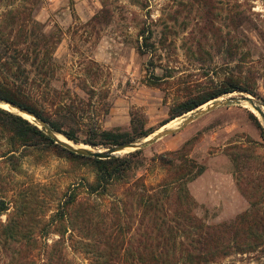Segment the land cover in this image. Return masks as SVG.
I'll return each mask as SVG.
<instances>
[{"label": "rangeland", "instance_id": "obj_1", "mask_svg": "<svg viewBox=\"0 0 264 264\" xmlns=\"http://www.w3.org/2000/svg\"><path fill=\"white\" fill-rule=\"evenodd\" d=\"M0 38L9 44L0 75L18 67L7 57L26 55L22 86L75 130L77 144L58 135L74 147L107 148L83 143L91 128L136 135L173 128L191 114L170 119L174 106L231 76L264 109V0H0ZM35 54L47 59L46 75L37 73ZM139 151L128 183L89 194L90 162L24 148L0 133V201L8 208L0 235L15 231L0 239V264H151V252L162 249L160 261L186 264L200 231L242 215L247 227L254 219L264 225V120L246 103L217 108ZM178 151L183 159L168 155ZM161 155L168 164L152 161ZM175 178L186 197L172 190L165 215L140 213L141 186L153 193ZM71 196L88 207V222L72 221ZM255 243L244 253L214 250L205 264H264V238Z\"/></svg>", "mask_w": 264, "mask_h": 264}, {"label": "trees", "instance_id": "obj_2", "mask_svg": "<svg viewBox=\"0 0 264 264\" xmlns=\"http://www.w3.org/2000/svg\"><path fill=\"white\" fill-rule=\"evenodd\" d=\"M7 45L9 44L0 38V61L3 59V55H6L7 53ZM7 59L8 61L13 62V64L16 63L18 67L16 68V72L12 73L4 71L0 75V99L13 103L16 106L33 113L35 116L45 121L50 128L63 134L67 139L73 142H79L73 128H69L64 122L52 118L48 113H46L42 106L33 101V99L26 93V88L22 86L25 74L24 70L21 69L19 62H27L29 58L26 55H17L14 57H7ZM42 60L44 59H38V56L35 54L33 56L32 63L33 65L36 64L37 73L39 75H46L43 68L46 66L48 61L47 59H45V61ZM24 83L25 82H23V84ZM238 83L239 82L231 76L219 85L213 86L211 90L196 97L188 98L171 109L170 119L180 117L210 100L235 91L245 90L249 94L254 95L253 90H251L249 86L244 85L241 87ZM251 117L254 120L256 119L252 115ZM89 131L88 138L83 142L84 144H88L93 147L103 145L107 148L124 142L133 141L150 133H140L139 135H136L134 130L131 132H120L118 129L97 131L94 128H91ZM0 133L3 135H9L14 143H18L24 148H33L40 151L57 150L69 158L82 159L90 162L94 166L96 174L94 182L86 186V190L89 194H104L108 191V189L120 184L122 181H125L124 184L128 183L129 172L141 165L139 158L140 151L131 152L127 154L125 158L113 157L107 160H99L92 157L76 155L60 145L55 144L42 130L28 122L27 119L25 120L24 117L22 118L3 109H0ZM168 155L178 157L179 159H183L185 157L182 152L179 151L169 153ZM152 161L158 162L160 165L168 164L166 155H161L152 159ZM201 172L202 168L192 176L189 174V176H187L188 180H193L195 176L199 175ZM182 180L183 179L175 178L171 183L167 184L164 182V184L160 185L153 193H145L143 190L144 186L142 185L140 188L142 191L137 195L136 199V204L140 213L165 215L167 202L170 198L172 190H175L179 201L182 199L180 193L186 197V190L182 185ZM126 206L127 204L124 205L122 203L121 208L118 209L123 212L126 210ZM65 207H69V209L71 208L73 211V222L78 219H82L83 223L90 220V217H88L89 212H87L88 207L84 203H76L74 196H71L65 202ZM112 208L114 209V207ZM7 210L8 208L4 205L3 201H0V214ZM245 223L246 218L242 215L232 223L216 226L208 232L200 231V247L196 250V255L187 252L185 261L186 264H205L210 261L208 255L214 253V250H220L224 254H229L232 250L244 253L246 244L250 245V243H255L261 238H264V225H260L258 220H252L250 227H247V223ZM244 229L246 233L244 232ZM169 234L171 238L174 237V232L169 231ZM250 235L253 236L252 240L247 238ZM163 236L164 234L162 233V237ZM230 236H232V238H230ZM2 238L5 239V241L14 239V229L5 227L0 235V239ZM224 238L230 239L226 242L228 243L227 245L221 243ZM230 243L233 244L230 245ZM255 245H257V243H255ZM13 253L17 255L21 252L18 250V253L15 251H13ZM151 253L154 256L151 264H165L159 260L164 254L163 249L157 251L154 250ZM48 259L51 261L52 254L48 255ZM11 262H13V258Z\"/></svg>", "mask_w": 264, "mask_h": 264}, {"label": "water", "instance_id": "obj_3", "mask_svg": "<svg viewBox=\"0 0 264 264\" xmlns=\"http://www.w3.org/2000/svg\"><path fill=\"white\" fill-rule=\"evenodd\" d=\"M243 94H244V96H242L240 98H227L224 100H218V99L210 100V101L200 105L196 109L190 111V113H191L190 116L188 118H186L185 120H183L181 124H179L173 128H166V126H167V124H166V125H163V127H161L156 132H154L150 135H147V136L143 137L142 139H138V140H134V141H130V142H124V143H121L118 145L108 147L104 150H98V149L93 150L89 147L88 148L74 147V146H72V145H70L64 141L59 140L58 135L63 137L68 142H72L74 144H77V143L67 139L65 136L61 135L60 133L56 132L52 128H50L45 121L38 118L33 113H31L27 110H24V109L16 106L15 104L8 102V101L0 99V109H3L2 106L6 105L8 107V109H3V110H6L10 113H14L20 117H22V115L29 116L32 120H30V121L27 120L28 122L35 125L38 129L42 130L55 144L60 145L61 147L73 152L76 155L92 157V158H96L99 160H107V159H111V158L119 155V153H122L124 151H129V150H131V152L139 151V150L155 143L156 141H158L159 139H161L163 137L171 136V135L179 132L181 129H183L186 125L191 123L196 118L203 116V115H205V114H207L213 110H216L217 108L227 106L229 104H244V103H246L247 105L251 106L256 111V113L258 114V116H260V118L262 120H264V109H262V106L260 105L259 101L256 100L252 95H250L248 93H243ZM204 105H206V106L203 107ZM126 153H130V152H126Z\"/></svg>", "mask_w": 264, "mask_h": 264}, {"label": "bare ground", "instance_id": "obj_4", "mask_svg": "<svg viewBox=\"0 0 264 264\" xmlns=\"http://www.w3.org/2000/svg\"><path fill=\"white\" fill-rule=\"evenodd\" d=\"M3 108H5V109H8V107L6 106V105H4V106H2Z\"/></svg>", "mask_w": 264, "mask_h": 264}]
</instances>
